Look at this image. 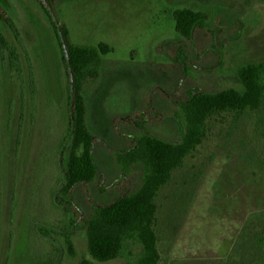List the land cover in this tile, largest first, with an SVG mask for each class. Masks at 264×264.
I'll list each match as a JSON object with an SVG mask.
<instances>
[{
  "label": "rangeland",
  "instance_id": "374dc122",
  "mask_svg": "<svg viewBox=\"0 0 264 264\" xmlns=\"http://www.w3.org/2000/svg\"><path fill=\"white\" fill-rule=\"evenodd\" d=\"M19 37L0 21V32L17 50L19 72L0 61V264H78L88 259L81 225L52 201L62 182L66 79L59 48L37 0H0ZM206 13L208 28L226 38L221 72L212 56L201 73L188 79L216 90L232 84L233 71L264 62V0H65L57 13L72 43H106L99 78L83 92L86 124L97 137L94 159L105 184L117 176L109 152L121 149L111 119L140 109L145 102L168 114L160 92L179 80L178 70L155 48L177 38L172 11ZM216 69V70H215ZM177 141L180 126L170 117L149 128ZM135 187L139 175L133 177ZM95 185L77 188L76 203L88 211V198L111 200ZM157 264H264V110L224 113L210 118L202 143L188 155L155 197ZM60 226L54 246L40 241L43 226ZM65 236L71 248H66ZM123 264V259L105 263Z\"/></svg>",
  "mask_w": 264,
  "mask_h": 264
},
{
  "label": "trees",
  "instance_id": "16d2710c",
  "mask_svg": "<svg viewBox=\"0 0 264 264\" xmlns=\"http://www.w3.org/2000/svg\"><path fill=\"white\" fill-rule=\"evenodd\" d=\"M63 1L37 0L57 40L60 68L67 87L65 131L61 141L65 140L69 146L65 162L61 161L62 182L53 192V204L71 214L70 226L83 227L89 258L78 264L115 259H123V264H157L159 253L154 230L157 192L202 143L210 118L224 113L264 110V62H250L236 68L233 71L235 81L216 90L188 83V79L201 73V61L207 57H215V68L221 72L226 38L222 28H208L206 13L189 8L174 9L172 20L178 37L163 40L155 48V52L164 56L179 72L176 84L160 92L169 113H162L157 106L145 102L140 109L111 119L114 134L125 142V146L118 150L109 148L118 172L106 185L105 175L94 159L98 141L86 124L83 92L99 78L102 58L112 49L103 42L95 46L72 43L68 29L57 13V4ZM0 21L17 40L18 30L1 4ZM0 61L7 63L11 71L19 72L17 50L1 32ZM165 117L179 124V140H166L149 132L151 126ZM135 174L139 175L137 187L133 184ZM93 184L100 193L109 190L117 193L107 202L88 198V211H84L76 203L74 192ZM58 229L60 226H43L36 238L49 242L52 247ZM65 242L70 250L68 236H65Z\"/></svg>",
  "mask_w": 264,
  "mask_h": 264
}]
</instances>
